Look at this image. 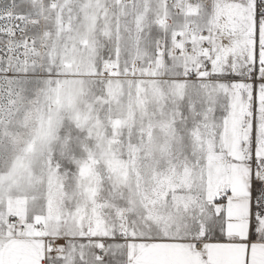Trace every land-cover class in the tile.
Returning <instances> with one entry per match:
<instances>
[{
    "label": "snow or ice",
    "instance_id": "snow-or-ice-1",
    "mask_svg": "<svg viewBox=\"0 0 264 264\" xmlns=\"http://www.w3.org/2000/svg\"><path fill=\"white\" fill-rule=\"evenodd\" d=\"M0 264H264V0H0Z\"/></svg>",
    "mask_w": 264,
    "mask_h": 264
}]
</instances>
